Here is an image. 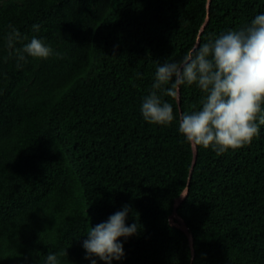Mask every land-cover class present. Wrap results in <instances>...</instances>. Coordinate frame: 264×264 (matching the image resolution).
I'll return each mask as SVG.
<instances>
[{
    "label": "trees",
    "instance_id": "1",
    "mask_svg": "<svg viewBox=\"0 0 264 264\" xmlns=\"http://www.w3.org/2000/svg\"><path fill=\"white\" fill-rule=\"evenodd\" d=\"M207 3L0 0V264H45L49 251L65 253L60 264H91L89 227L125 205L139 230L120 238L125 257L112 264H264V104L251 144L220 155L198 147L177 208L194 257L170 218L193 160L179 117L204 93H158L173 105L168 126L141 112L160 63L264 14V0ZM13 29L21 36L9 49ZM33 37L53 55L19 60Z\"/></svg>",
    "mask_w": 264,
    "mask_h": 264
},
{
    "label": "clouds",
    "instance_id": "2",
    "mask_svg": "<svg viewBox=\"0 0 264 264\" xmlns=\"http://www.w3.org/2000/svg\"><path fill=\"white\" fill-rule=\"evenodd\" d=\"M32 28L39 31L40 25L34 24ZM20 36L13 29L8 34L7 47L12 49ZM24 53L47 59L54 50L33 37L22 50H16L19 60L25 59ZM193 84L204 93V99L200 109L179 117L178 130L185 141L193 148L211 147L218 155L251 144L259 131L256 121L264 104V14L257 15L243 29L229 30L196 44L179 61L160 63L153 90L141 106L144 120L152 125H170L174 121L173 105L163 102L158 93L176 100L182 86ZM260 123H264V116ZM130 211L125 205L106 222L89 227L83 248L85 259L91 264L98 260L112 264L113 260L125 257L120 238L127 239L139 230L136 223L126 224ZM64 254L49 251L45 264H60L58 257Z\"/></svg>",
    "mask_w": 264,
    "mask_h": 264
},
{
    "label": "water",
    "instance_id": "3",
    "mask_svg": "<svg viewBox=\"0 0 264 264\" xmlns=\"http://www.w3.org/2000/svg\"><path fill=\"white\" fill-rule=\"evenodd\" d=\"M210 2H211V0H208V3H207L208 11H209ZM204 26L205 25H203V28H204ZM203 28H202V30H203ZM179 97H180V95H179ZM178 101H180V100H178ZM197 155H198V148H193V160H192V166H191V170H190V174H189V178H188L187 187L183 190L182 194L177 198L176 203H175L174 214L170 218L171 224H173L174 226L183 230L189 236L190 246L192 249L193 257L195 255L194 240H193V237L191 236V233L189 232V228H188L186 222L177 216V208H178V205L186 198V196L189 192V185H190V181H191L192 172H193L194 166L196 164ZM175 220H177V221H175Z\"/></svg>",
    "mask_w": 264,
    "mask_h": 264
}]
</instances>
